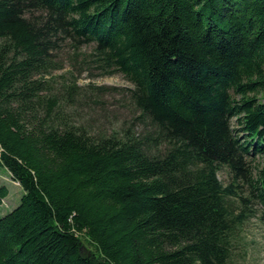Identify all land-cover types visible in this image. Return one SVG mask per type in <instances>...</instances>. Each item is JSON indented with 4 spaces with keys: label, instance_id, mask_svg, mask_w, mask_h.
Returning a JSON list of instances; mask_svg holds the SVG:
<instances>
[{
    "label": "trees",
    "instance_id": "16d2710c",
    "mask_svg": "<svg viewBox=\"0 0 264 264\" xmlns=\"http://www.w3.org/2000/svg\"><path fill=\"white\" fill-rule=\"evenodd\" d=\"M63 54L131 84L129 125L87 122ZM0 172V264H248L264 0H0Z\"/></svg>",
    "mask_w": 264,
    "mask_h": 264
},
{
    "label": "rangeland",
    "instance_id": "374dc122",
    "mask_svg": "<svg viewBox=\"0 0 264 264\" xmlns=\"http://www.w3.org/2000/svg\"><path fill=\"white\" fill-rule=\"evenodd\" d=\"M83 50L91 51L89 48ZM61 58L64 61L60 66L62 68L55 71V75L72 72L78 78L79 85L93 84L97 89L103 88L102 91L94 90L95 92H93V98L99 102V105L94 103L79 109V113L85 116L90 125L105 133H111L132 122L134 114L127 91V88L132 86L121 74L101 76L95 70L76 69L69 61L67 54H63ZM218 177L222 181L227 180L224 171L220 172ZM1 187H5L9 191V195L0 205V217H3L19 205L23 190L12 181L7 172H0ZM244 235L248 243V264H264V220L261 218L259 206L255 216L247 223Z\"/></svg>",
    "mask_w": 264,
    "mask_h": 264
}]
</instances>
